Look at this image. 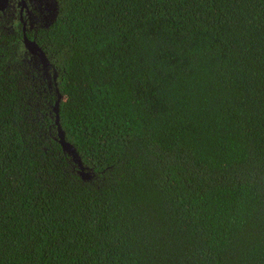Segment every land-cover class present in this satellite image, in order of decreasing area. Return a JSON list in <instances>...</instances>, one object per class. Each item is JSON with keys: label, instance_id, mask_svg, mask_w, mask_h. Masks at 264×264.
<instances>
[{"label": "trees", "instance_id": "trees-1", "mask_svg": "<svg viewBox=\"0 0 264 264\" xmlns=\"http://www.w3.org/2000/svg\"><path fill=\"white\" fill-rule=\"evenodd\" d=\"M55 1L48 70L0 12V264H264V0Z\"/></svg>", "mask_w": 264, "mask_h": 264}, {"label": "water", "instance_id": "water-1", "mask_svg": "<svg viewBox=\"0 0 264 264\" xmlns=\"http://www.w3.org/2000/svg\"><path fill=\"white\" fill-rule=\"evenodd\" d=\"M45 1L47 3V6L50 12H52L49 18V22L52 23L56 15V1L55 0H45ZM21 3L25 7V0H21ZM9 6H10L9 0H0V12L4 13L5 10ZM27 13H29L28 10H27ZM49 22L48 24H46V26L50 24ZM22 42H23V46L26 52L30 54L31 57L38 59L39 62L42 64V66L45 68V70H48L50 66L48 63V60L44 52L42 51V49L35 42V40H30L26 36V34H23ZM56 77H57V74L53 70V81L56 80ZM56 93H57V98H56V102L53 107V112L55 115V124L57 126V135H58L59 144L61 145L62 150L70 156V158L73 160L74 163L78 165V169H79L78 173L80 177L83 180H88L90 179V176L85 171V168L82 166L80 158L78 157V154L76 153L75 148L70 143L65 141L64 132L60 127L59 114H58L59 113V103L62 100V96L59 94L58 89H56Z\"/></svg>", "mask_w": 264, "mask_h": 264}, {"label": "flooded vegetation", "instance_id": "flooded-vegetation-1", "mask_svg": "<svg viewBox=\"0 0 264 264\" xmlns=\"http://www.w3.org/2000/svg\"><path fill=\"white\" fill-rule=\"evenodd\" d=\"M9 2V7L15 14V18H19L21 29L24 34L42 26L40 24L41 22L45 24L43 27H46V24H48L49 21L47 20L50 18L52 12H50L45 0H25V7L22 5L21 0H9ZM27 10L29 13H27ZM35 15L40 16L42 21H32L27 24L26 21H29V19Z\"/></svg>", "mask_w": 264, "mask_h": 264}, {"label": "rangeland", "instance_id": "rangeland-1", "mask_svg": "<svg viewBox=\"0 0 264 264\" xmlns=\"http://www.w3.org/2000/svg\"><path fill=\"white\" fill-rule=\"evenodd\" d=\"M32 21L41 22L42 19H41L40 16L35 15V16L31 17V19H29V21H26V23L28 24L29 22H32ZM47 21H49V19H48ZM49 23H50V22H49ZM40 24L42 25V27L45 25L44 22H41ZM27 26H28V25H27ZM26 28H27V27H26Z\"/></svg>", "mask_w": 264, "mask_h": 264}]
</instances>
